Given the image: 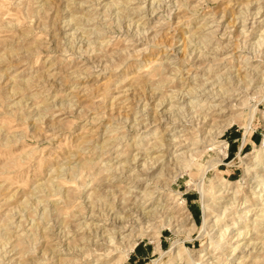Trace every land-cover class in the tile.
<instances>
[{
	"label": "rangeland",
	"instance_id": "obj_1",
	"mask_svg": "<svg viewBox=\"0 0 264 264\" xmlns=\"http://www.w3.org/2000/svg\"><path fill=\"white\" fill-rule=\"evenodd\" d=\"M263 141L264 0H0V264H264Z\"/></svg>",
	"mask_w": 264,
	"mask_h": 264
},
{
	"label": "bare ground",
	"instance_id": "obj_2",
	"mask_svg": "<svg viewBox=\"0 0 264 264\" xmlns=\"http://www.w3.org/2000/svg\"><path fill=\"white\" fill-rule=\"evenodd\" d=\"M242 32V31H241ZM195 42V41H194ZM257 46V45H256ZM190 50V49H189ZM219 78V77H218ZM252 82V81H251ZM263 84V83H262ZM212 86V85H211ZM226 88V87H225ZM249 88V87H248ZM232 89V88H231ZM229 90V89H228ZM239 90V89H238ZM246 90V89H245ZM222 91V90H221ZM230 91V90H229ZM224 92V91H223ZM237 92V91H236ZM219 93V92H218ZM242 93V90H239V92L238 93H235V91H232V96H239L240 94ZM230 96V95H229ZM228 96V97H229ZM231 96V97H232ZM223 97V96H222ZM231 97H229L228 99H224L225 101H223V100H219V101H213V102H218V103H216V104H211L210 106H208V107H210V109H211V107H214V106H219V104H221L222 102H230L232 99H230ZM235 100V99H234ZM203 103V102H202ZM223 104V103H222ZM233 105V104H232ZM182 107V106H181ZM228 108V107H227ZM207 109V108H206ZM223 109V108H222ZM226 109V108H225ZM216 110V109H215ZM224 110V109H223ZM220 111H221V108L218 110H216V113H220ZM255 111H256V105L254 104V105H252V106H250V111H249V115H248V118H247V121H246V123H245V125H244V128L245 129H248V125H249V123H250V121L253 119V117H254V114H255ZM202 117V116H201ZM203 117H205V115L203 116ZM174 118V117H173ZM207 118V117H206ZM197 120V119H196ZM227 120V119H226ZM235 116L234 117H231L230 118V120H229V122H228V120H227V124H225V125H223V126H221V129L223 130V129H226L228 126L229 127H232V125H233V123L235 122ZM200 122V121H199ZM194 126V125H193ZM228 127V128H229ZM220 127H218V129H219ZM183 131V129L180 131L179 130V132H182ZM183 132H185V131H183ZM219 132H221V130L219 131ZM175 133H176V131H175ZM211 140V139H210ZM163 140L162 139H158V140H156L152 145L153 146H150V147H157V149H159V148H161V146H165V144H162L163 142H162ZM224 141V140H223ZM223 141H214L213 142V144H215V146H214V148L216 149V155H217V160H215L216 162V164L217 163H220L221 162V160H223V159H221V157L222 156H224L226 153H227V151L229 150L228 149V147H229V145H228V142H223ZM264 142V141H263ZM211 144V143H210ZM201 147V146H200ZM245 149V148H244ZM163 156H164V154H162L160 157H158L157 158V160L156 161H158V160H161V158H163ZM160 158V159H159ZM163 160H161L160 162H162ZM164 162V161H163ZM162 162V164H161V166L159 167V168H157L159 171V173L161 174V172H163L162 170H164L165 169V167H166V162H164L163 163ZM182 162V161H181ZM214 162V161H213ZM243 162H244V160H243ZM132 163V162H131ZM262 163H264V151L262 150V148H261V150L259 151V153L258 154H256L255 156H253V158L249 161V162H246V163H243V164H246V167H245V175H247L248 173H251V172H249V166H248V164H250V167L251 166H255L256 164H257V166H259V164H262ZM154 164V163H153ZM130 165V164H129ZM210 165V164H209ZM119 166V165H118ZM151 166V165H150ZM153 166H155V164L153 165ZM170 166V165H169ZM256 166V167H257ZM255 167V168H256ZM152 168V167H151ZM261 168V167H260ZM207 169V168H206ZM251 169H254V167L253 168H251ZM138 171H139V169H137ZM262 170V169H261ZM148 172V171H147ZM205 172V171H204ZM126 176V175H125ZM134 176V175H133ZM144 179V178H143ZM139 180V179H138ZM201 181V180H200ZM263 181V180H262ZM197 183V182H196ZM231 182H228V181H226V182H224V181H222L221 179H218L217 178V180L215 181V186L214 187H216L217 188V190L216 191H213V193H212V196H215V198H218V199H220V198H226V197H228V195H229V199H232V197H234L233 199H232V201L231 202H229V205H227L226 207H221V209L223 208V214H224V212L226 211V209H231L233 206H235V205H237L238 203H237V201H235V199H236V193H237V190H235V191H232L230 194H229V192H228V190H229V188H230V186H231ZM196 186L195 187H197V190H198V192H199V194H200V199H201V204H202V213H203V215H202V218H203V221H202V225H201V228H202V233H200L199 234V237L202 235V234H206V235H210L209 237H210V241L212 242V237H215V236H211L212 234H210V230L207 228V227H210L209 226V224H211V223H213V224H215L216 222H218V215H221V214H219L220 213V211L218 212V213H213V215L210 217V211H211V209H214V204H213V202H210L209 201V198H208V196H209V194L206 192V190L203 188V186H202V184H201V182H198L197 184H195ZM262 188V187H261ZM58 190V189H57ZM217 193V195H215ZM232 193H233V195L234 196H231L232 195ZM147 194V193H146ZM145 195V194H144ZM144 195H142V196H144ZM150 195V194H149ZM146 196V195H145ZM104 197V196H103ZM112 197V196H111ZM150 197V196H149ZM152 197V196H151ZM150 197V198H151ZM140 198V197H139ZM145 198V197H144ZM149 198V199H150ZM214 198V197H213ZM61 199V198H60ZM214 200V199H213ZM134 201V200H133ZM125 202V201H124ZM185 201L183 200V201H181V202H178V203H184ZM225 202H227V201H225ZM177 203V204H178ZM237 203V204H236ZM103 206V205H102ZM127 206V205H126ZM132 206V205H131ZM184 206V205H183ZM238 206V205H237ZM95 207V206H94ZM93 207V208H94ZM123 207V206H122ZM143 207V206H142ZM220 206H218V207H216V209H218ZM151 208V207H150ZM183 208V207H182ZM237 208V207H236ZM130 209H132V208H130ZM130 209H128L129 211H130ZM134 209H137L136 207L134 208ZM152 209V208H151ZM215 209V210H216ZM94 210V209H93ZM93 210H92V215H93ZM160 210V209H159ZM126 211V210H125ZM213 211V210H212ZM261 213H263L264 212V208H261L260 210H259ZM101 212V211H100ZM131 212V211H130ZM133 212V211H132ZM135 212V211H134ZM152 212H155L153 209L152 210H150V211H147V213H148V215L147 216H151L150 214L152 213ZM245 212H248V211H245ZM119 213V212H118ZM136 213V212H135ZM141 213V212H140ZM155 214V213H154ZM164 214V213H163ZM104 215V214H103ZM108 215V214H107ZM106 214H105V216H107ZM264 215V214H263ZM100 216H101V214H100ZM153 216V215H152ZM261 216V215H260ZM92 217V216H91ZM124 218H126V217H124ZM123 218V219H124ZM148 218V217H147ZM152 218V217H151ZM171 218V217H170ZM129 219V218H128ZM128 219H126V220H128ZM131 219V218H130ZM147 220V219H146ZM259 221L260 220H257L256 221V224H258L259 223ZM125 222V221H124ZM177 222H178V220H177ZM182 222V221H181ZM184 222H186V224L188 225V227H186L185 228V231H188V233H190L192 230H194V228H195V223H194V221L192 220V218L189 216V215H187V217H184L183 218V223ZM235 222V221H234ZM118 223V222H117ZM113 224V223H112ZM118 224H120V223H118ZM180 224H182V223H180ZM179 224V225H180ZM212 224V225H213ZM48 225V224H47ZM166 225L167 226H169V227H173V220L172 219H169L167 222H166ZM175 225H177V224H175ZM183 225V224H182ZM185 225V224H184ZM86 226V225H85ZM117 226H119V225H117ZM162 226H164V225H162ZM178 226V225H177ZM18 227V226H17ZM114 227L116 228V224H113V227L112 228H109V229H106L105 228V226L104 227H102V225H98V224H95L94 226H93V228L92 229H89L88 230V235H90L91 237H90V239H88V241H90V242H88V243H90V244H93V245H96L97 246V244H102L103 242V240H104V237H105V234H106V232L107 231H109V230H112V229H114ZM83 228V227H82ZM121 229V228H120ZM119 229V230H120ZM208 229V230H207ZM146 230V229H145ZM144 230V231H145ZM226 230H227V228H225L224 230H221V232L219 233V235H217L216 236V238L217 237H219V238H222V237H224V234L226 233ZM143 231V230H142ZM250 231H252V230H247L246 232L244 231V230H237L236 231V237L238 238V237H240V236H242V237H245V236H247V233L248 232H250ZM233 232V231H232ZM108 233V232H107ZM162 232H160V234H161ZM141 234V233H140ZM140 234H138L137 235V238L140 236ZM254 234V233H253ZM143 236V235H142ZM159 236V235H158ZM136 237V236H135ZM202 237H203V235H202ZM250 237V236H249ZM218 238V239H219ZM121 239V238H120ZM136 239V238H135ZM133 239L132 238H130L129 239V241H132ZM109 241V240H108ZM105 242H106V240H105ZM135 240H133V242H128L127 241V243L126 244H123V245H125V246H123L124 248H123V254L125 253L126 255L129 253V251H131L132 249H133V246L135 245ZM247 243V242H246ZM107 244V243H106ZM92 245V246H93ZM248 245V244H247ZM239 245H237L236 246V248H234V249H237V247H238ZM98 247V246H97ZM89 248V247H88ZM54 249V248H53ZM234 249H233V251H234ZM181 250H182V248H181V246L179 245V243H178V241H174L171 245H170V253H171V258H170V260H169V263L168 264H180V262H178L179 260H183V264H191V262H189L188 260H185L184 258H182L184 255H182V253H181ZM51 252V251H50ZM207 254V253H206ZM189 257H190V255H189Z\"/></svg>",
	"mask_w": 264,
	"mask_h": 264
},
{
	"label": "crops",
	"instance_id": "obj_3",
	"mask_svg": "<svg viewBox=\"0 0 264 264\" xmlns=\"http://www.w3.org/2000/svg\"><path fill=\"white\" fill-rule=\"evenodd\" d=\"M245 147H246L245 144H243V146L241 147V151L242 152H243V150H244ZM131 252H134V254H136V256H139L137 254H141V249H139V247L136 248V249L133 248V250Z\"/></svg>",
	"mask_w": 264,
	"mask_h": 264
}]
</instances>
